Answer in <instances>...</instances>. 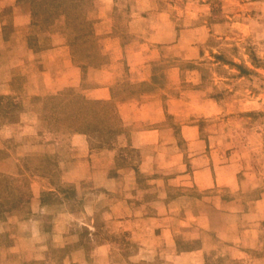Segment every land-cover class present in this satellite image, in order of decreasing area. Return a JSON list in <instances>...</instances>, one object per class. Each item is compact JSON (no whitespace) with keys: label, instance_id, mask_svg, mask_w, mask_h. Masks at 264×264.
<instances>
[{"label":"crops","instance_id":"obj_1","mask_svg":"<svg viewBox=\"0 0 264 264\" xmlns=\"http://www.w3.org/2000/svg\"><path fill=\"white\" fill-rule=\"evenodd\" d=\"M97 1L87 31L106 33L105 61L83 70L71 50L75 22L57 27V39L55 30L40 33L30 2L0 0V197L27 198L0 210V264L264 262L249 257L260 245L245 220L238 164L202 135L198 119L170 109L180 100L170 84L152 81L154 61L200 56L185 39L193 29L151 0ZM180 71H164L174 87ZM124 84L129 90L113 94ZM144 84L154 86L136 88ZM61 91L115 99L128 131L102 146L81 129L59 132L45 104ZM50 153L57 158L45 163Z\"/></svg>","mask_w":264,"mask_h":264},{"label":"rangeland","instance_id":"obj_2","mask_svg":"<svg viewBox=\"0 0 264 264\" xmlns=\"http://www.w3.org/2000/svg\"><path fill=\"white\" fill-rule=\"evenodd\" d=\"M16 1L30 2L31 4L33 0ZM126 1L129 0H123V3H127L129 6ZM151 1H153L154 10L169 12L178 18L176 20L178 25H186L193 29L192 32H186L185 39L195 41L196 46L194 45V47L199 49L200 53V56L195 59H177L170 56L154 61L152 81L162 86L165 82L170 84L168 91L180 95L178 102H171L170 109L185 115L187 121L198 119L202 135L210 134L211 141L217 146L226 148L228 154L238 164V177L245 188L243 193L247 196L245 200L247 217L245 220L249 222L252 232L254 230V233L257 234L260 245V249L249 253V257L264 258V68L254 66L250 58L253 56L264 61V0ZM82 2L89 9V17L84 24L81 23V18H70L63 13L45 16L39 15L32 7L31 10L38 18L37 24L40 33L44 34L48 30H55L51 33L58 39V35L61 34L59 29L66 24L70 25L75 22L76 26L73 27L75 40L77 29L81 27L84 29V34L93 42L87 40L82 46L76 48L78 55L73 54L75 59L83 64V61L87 59L86 54H93L92 44L97 45L99 51L102 52L101 39L106 36V33L87 31V26L97 21L95 5L98 1L83 0ZM117 14L119 15V11L115 13L116 17ZM68 25L66 26L68 27ZM29 37L31 40L33 39L32 36ZM72 43L74 44V42ZM101 56L105 61L103 53ZM235 64L243 65L251 70L243 73L241 68ZM87 66L97 67V65L85 64L83 70H86ZM174 66H179L181 70L180 82L176 87L167 82L164 72L167 68ZM193 69L198 74L196 84L189 81L192 76L189 70ZM122 70L126 72V74L123 73L124 75L128 74L127 69ZM152 86L154 85L144 84L136 88L144 89ZM118 90L126 91L129 90V87L127 84L118 89L113 87V94ZM191 90L198 91L201 93L200 96L191 98L189 96ZM73 94L83 96L80 93ZM205 100H209V103ZM111 101L117 108L116 100L111 99ZM45 105L55 111L57 130L62 133L71 132L66 122H58L56 110L51 107V102L46 101ZM83 119L97 122V115ZM75 127L84 130V125L80 120L75 123ZM126 152L131 157V161L137 157L135 150L128 149ZM56 155L47 154L43 160L45 163H53L57 158ZM123 155L126 156V154ZM63 189L72 195V186H65ZM7 197L8 195L0 197V202L5 203ZM257 197L261 198L259 202H255ZM1 208L2 206H0ZM17 255V252L11 251L9 257L15 258ZM263 263L259 262V264Z\"/></svg>","mask_w":264,"mask_h":264},{"label":"trees","instance_id":"obj_3","mask_svg":"<svg viewBox=\"0 0 264 264\" xmlns=\"http://www.w3.org/2000/svg\"><path fill=\"white\" fill-rule=\"evenodd\" d=\"M82 1L83 0H33L31 7L39 15L53 16L63 13L70 18H81V23L84 24L88 20L89 9ZM76 32L77 34L73 41L74 44L72 43V52L74 55H78L76 49L78 46H82L87 40L93 42L91 38H88L84 34V29L82 27L78 28ZM92 48L93 54H86L85 57H87V59L83 61V68L85 64L99 66L104 61L97 45L92 44ZM250 58L254 66L264 68L263 60L253 56ZM235 65L241 68L243 73L250 72L251 70L240 64ZM46 101H50L51 107L56 110L58 122H66L70 127V131L79 129L75 127V123L80 120L84 125V131L89 135L91 143L95 145H111L116 141L118 134L128 131V128L121 123L117 108L111 100H89L81 95L59 92L57 94L48 95ZM91 115H97V122L83 119ZM19 197L20 198H14L11 195L8 196L5 203L0 202V206H2L0 210H10L16 208L18 204L26 203L27 198L23 197V195ZM43 199H45V196H43ZM46 199L48 200L49 197H46Z\"/></svg>","mask_w":264,"mask_h":264}]
</instances>
